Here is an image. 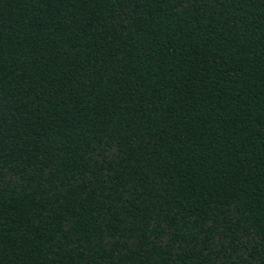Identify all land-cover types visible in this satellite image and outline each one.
<instances>
[{
	"label": "trees",
	"instance_id": "trees-1",
	"mask_svg": "<svg viewBox=\"0 0 264 264\" xmlns=\"http://www.w3.org/2000/svg\"><path fill=\"white\" fill-rule=\"evenodd\" d=\"M0 264H264V0H0Z\"/></svg>",
	"mask_w": 264,
	"mask_h": 264
}]
</instances>
